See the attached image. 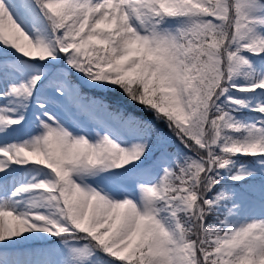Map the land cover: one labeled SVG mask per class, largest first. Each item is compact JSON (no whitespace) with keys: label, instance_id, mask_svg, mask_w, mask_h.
<instances>
[{"label":"snow or ice","instance_id":"obj_1","mask_svg":"<svg viewBox=\"0 0 264 264\" xmlns=\"http://www.w3.org/2000/svg\"><path fill=\"white\" fill-rule=\"evenodd\" d=\"M0 264H264V0H0Z\"/></svg>","mask_w":264,"mask_h":264},{"label":"trees","instance_id":"obj_2","mask_svg":"<svg viewBox=\"0 0 264 264\" xmlns=\"http://www.w3.org/2000/svg\"><path fill=\"white\" fill-rule=\"evenodd\" d=\"M142 114L145 115V118H149V119L151 118V117H149L150 114H144V113H142Z\"/></svg>","mask_w":264,"mask_h":264},{"label":"rangeland","instance_id":"obj_3","mask_svg":"<svg viewBox=\"0 0 264 264\" xmlns=\"http://www.w3.org/2000/svg\"><path fill=\"white\" fill-rule=\"evenodd\" d=\"M149 117H151V116L149 115Z\"/></svg>","mask_w":264,"mask_h":264}]
</instances>
